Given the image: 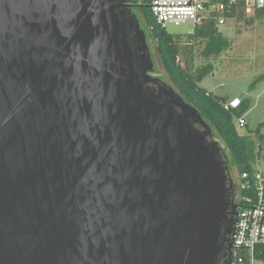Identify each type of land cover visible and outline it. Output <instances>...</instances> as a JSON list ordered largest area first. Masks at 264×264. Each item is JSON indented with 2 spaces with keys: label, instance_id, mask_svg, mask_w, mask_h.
Returning a JSON list of instances; mask_svg holds the SVG:
<instances>
[{
  "label": "water",
  "instance_id": "1",
  "mask_svg": "<svg viewBox=\"0 0 264 264\" xmlns=\"http://www.w3.org/2000/svg\"><path fill=\"white\" fill-rule=\"evenodd\" d=\"M125 6L0 0V264L219 262L234 179Z\"/></svg>",
  "mask_w": 264,
  "mask_h": 264
},
{
  "label": "trees",
  "instance_id": "2",
  "mask_svg": "<svg viewBox=\"0 0 264 264\" xmlns=\"http://www.w3.org/2000/svg\"><path fill=\"white\" fill-rule=\"evenodd\" d=\"M151 2L152 0H143L140 6L143 13V29L150 41L156 44L162 67L170 80V85L186 102L198 109L204 121L212 129L214 138L224 145L222 150L228 154L227 164L230 175L233 177L234 170L240 173V179L245 172L254 174L256 172L254 166L261 158L264 149V135L261 131L264 124L257 132H241V128L238 126V120L250 109V100L244 99L237 107L227 110L225 109V105L228 103L226 99L219 98L202 88L200 83L209 73L213 72V67L211 65L206 67L199 76L195 77L180 65L178 59L182 54V48L176 39L178 35L170 33L167 28H162L157 24L150 9ZM263 12L264 10L259 11L258 14ZM245 15L243 11H235L231 16L240 21L247 19ZM188 36L192 40L206 44L203 51V55L206 57L219 56L230 48L229 39L220 32L213 21L197 27ZM255 136L257 140L254 138ZM234 182L237 184V193L242 197L252 195L254 189L251 191L242 189L235 180ZM242 204L245 203L242 202ZM257 259L264 262V245L257 249Z\"/></svg>",
  "mask_w": 264,
  "mask_h": 264
},
{
  "label": "rangeland",
  "instance_id": "3",
  "mask_svg": "<svg viewBox=\"0 0 264 264\" xmlns=\"http://www.w3.org/2000/svg\"><path fill=\"white\" fill-rule=\"evenodd\" d=\"M248 17L240 23L230 19L226 25L220 26V32L230 41V48L219 56L203 55L206 44L192 40L188 36L194 29L192 24L178 27L170 25L167 29L170 33L178 35L176 39L182 48L178 62L188 73L197 77L206 67L210 65L213 67V72L200 83L202 88L219 98L226 99L227 104L232 107H237L244 99L250 100V109L243 116L247 121V127L241 128L240 131L257 132L264 124V17H258L254 13ZM152 54L157 68L152 75L170 84L154 43ZM261 131L264 135V127ZM254 138L256 139V136ZM219 142L224 149V145ZM221 152L223 159L227 161L228 154L223 150ZM254 167L264 172V149ZM232 175L239 183L240 173L234 170Z\"/></svg>",
  "mask_w": 264,
  "mask_h": 264
},
{
  "label": "built area",
  "instance_id": "4",
  "mask_svg": "<svg viewBox=\"0 0 264 264\" xmlns=\"http://www.w3.org/2000/svg\"><path fill=\"white\" fill-rule=\"evenodd\" d=\"M151 12L162 28L192 24L193 33L197 27L208 22L224 26L235 11L246 15L264 10V0H152ZM232 106L225 105V109ZM235 108V107H233ZM239 128H245L244 117L238 120ZM238 185L245 190H253L252 195L242 197L237 193L238 215L231 234L235 264H260L257 249L264 245V173L242 174ZM244 202L245 204H242Z\"/></svg>",
  "mask_w": 264,
  "mask_h": 264
},
{
  "label": "flooded vegetation",
  "instance_id": "5",
  "mask_svg": "<svg viewBox=\"0 0 264 264\" xmlns=\"http://www.w3.org/2000/svg\"><path fill=\"white\" fill-rule=\"evenodd\" d=\"M120 1H123L124 4L126 5L125 7L121 9V11L123 12V17L125 20L129 21V23L132 25V28H131L132 42L136 47H140V45L142 44H140L137 40L138 38L136 35L137 31H136V25H135V16L138 18L141 28L143 29V20H142L143 13L140 9L141 8L140 6L142 5L143 0H120ZM146 37H147V42L150 48V52L152 54V42L148 38L147 34H146ZM150 85L153 88L156 87L154 84H150ZM236 195H237V184L235 183V187L229 191V201L233 206L237 207L236 210L234 211L238 215L239 208H238V202L235 198ZM231 212H233L232 209H231ZM237 215L236 216L229 215V222L235 223ZM226 227H228V225ZM218 264H235V259L233 256V244H232L231 234H226L223 237V248H222V252L219 257Z\"/></svg>",
  "mask_w": 264,
  "mask_h": 264
},
{
  "label": "crops",
  "instance_id": "6",
  "mask_svg": "<svg viewBox=\"0 0 264 264\" xmlns=\"http://www.w3.org/2000/svg\"><path fill=\"white\" fill-rule=\"evenodd\" d=\"M258 13H259V12L254 13V15H256V16H258V17H264V12L261 13L260 15H259ZM245 17H247V19L249 18L248 15H245ZM233 20H235V21H237V22H239V23H240L241 21H243V20H240V21H239V20H237L236 18H233ZM228 22H229V21H228ZM228 22H227V23H228ZM259 171H260V170H259ZM261 172L264 173L263 171H261Z\"/></svg>",
  "mask_w": 264,
  "mask_h": 264
}]
</instances>
